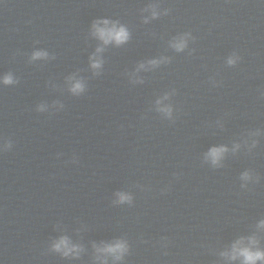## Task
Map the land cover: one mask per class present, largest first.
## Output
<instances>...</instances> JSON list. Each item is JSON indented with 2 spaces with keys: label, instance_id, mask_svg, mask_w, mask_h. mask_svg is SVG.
<instances>
[{
  "label": "clouds",
  "instance_id": "clouds-1",
  "mask_svg": "<svg viewBox=\"0 0 264 264\" xmlns=\"http://www.w3.org/2000/svg\"><path fill=\"white\" fill-rule=\"evenodd\" d=\"M155 15L156 13L153 12V17H155ZM93 28L94 35H96L104 45H108L109 43L121 45L129 39V32L126 27L118 25V23L116 22H110L106 19L96 21L93 24ZM173 47H175L177 51H180L185 47V41L181 39L178 42H175L173 44ZM96 51L97 53H100L103 51V48H97ZM46 56L47 53L45 52H35L33 54V59H38ZM90 60L92 69L98 70L101 67L102 61L96 56L91 57ZM149 63L155 64L157 62L150 61ZM229 63H232V61L229 60ZM140 67H143V65H141ZM72 79L74 80V83L72 84L70 91L73 94L81 93L84 90L83 82L81 80H76L75 78ZM2 83H4L5 85L13 84L14 80L12 75L10 73L6 74L3 77ZM227 151L228 149L223 146L213 147L207 153V157L211 160L214 165H216L223 158L224 153ZM249 178L250 175L247 172L244 173L242 176V179L245 180ZM118 195L121 202L128 199V197L124 194ZM258 227L264 229V220L260 221ZM257 244L258 241L254 236L247 238V244H245V241L242 238L232 245L230 253H222V255L228 256L231 260L241 258L242 264H257L258 261H264V250H260L258 247H256ZM53 248L57 252H62L64 256H68L70 254L78 256L79 252L81 251L79 246L72 245L67 237H61L59 241H57L53 245ZM126 250V244L122 241H117L115 244L105 245L102 248L96 249L97 253L103 255H112L116 260L122 259L123 254L126 252ZM97 259H100L99 255L97 256ZM101 264H106V262L101 261Z\"/></svg>",
  "mask_w": 264,
  "mask_h": 264
}]
</instances>
